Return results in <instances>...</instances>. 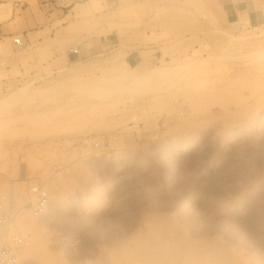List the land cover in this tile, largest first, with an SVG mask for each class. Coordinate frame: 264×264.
Segmentation results:
<instances>
[{
	"label": "rangeland",
	"instance_id": "374dc122",
	"mask_svg": "<svg viewBox=\"0 0 264 264\" xmlns=\"http://www.w3.org/2000/svg\"><path fill=\"white\" fill-rule=\"evenodd\" d=\"M101 1L98 15L84 2L65 28L87 25L77 60L66 61L56 37L60 55L29 63L31 38L19 50L13 36L0 41V194L21 204L30 184L47 191L40 217L22 213L41 226L42 263L111 264L101 249L128 245L122 264H165L163 233L151 228L172 221L186 236L181 249L197 242L198 264H216L208 252L221 241L235 264H264V27L234 22L230 0ZM150 44L158 61L126 63ZM26 52L20 71L12 59ZM55 68L63 72L52 80L16 79ZM31 90L41 93L19 100ZM101 133L108 140L96 149Z\"/></svg>",
	"mask_w": 264,
	"mask_h": 264
},
{
	"label": "crops",
	"instance_id": "0c3cea01",
	"mask_svg": "<svg viewBox=\"0 0 264 264\" xmlns=\"http://www.w3.org/2000/svg\"><path fill=\"white\" fill-rule=\"evenodd\" d=\"M105 1L109 6L112 0ZM84 2L94 9V11L91 10L94 15L99 14L100 11L95 9L101 8V0H12V4L9 1L0 2V41L20 34L25 39L26 46H28L30 43L29 38H31L38 49L37 51L32 50V59L28 60V63L31 61L37 62L47 53H53L54 56L60 55V52H58L60 44L67 47L65 50L66 61L75 60L74 55L68 52V48L82 44L86 48V41L79 40L81 37L89 35L87 32L82 31L87 28V25H77L76 31L73 33L66 32L65 28L68 26V22L74 18L71 11L72 7L75 3ZM226 4L228 8L225 10L234 22L246 24L253 28L264 27V0H230ZM101 11L104 12L106 9ZM85 18L89 22L92 20L91 16H83V19ZM55 37L60 44L51 42ZM90 37L93 40L96 38L94 34H91ZM98 45L101 48L102 42L100 41ZM150 50H152V53L143 57L142 52ZM27 54L28 52L22 53L12 59L17 63L20 71H23L21 60ZM127 54L125 60L130 67L145 66L158 61L161 57L155 44H150L142 49H131Z\"/></svg>",
	"mask_w": 264,
	"mask_h": 264
},
{
	"label": "bare ground",
	"instance_id": "6f19581e",
	"mask_svg": "<svg viewBox=\"0 0 264 264\" xmlns=\"http://www.w3.org/2000/svg\"><path fill=\"white\" fill-rule=\"evenodd\" d=\"M193 3H198V2H200V1H203V0H191ZM83 4H85V3H75V5L72 7V13H73V17H76V16H79L81 13H82V8H81V5H83ZM3 8V7H2ZM9 10V9H8ZM7 10V11H8ZM76 23V21L75 20H70V22H69V25H74ZM15 36H17V35H15ZM15 36H13V37H15ZM13 37H12V39H13ZM18 37H20V36H18ZM20 39L22 40V42L24 43V46L26 45V42H24L23 41V39L20 37ZM11 45H12V48L15 50V48H14V46H13V42H12V40H11ZM24 46H22L21 48H23ZM73 47V46H72ZM70 48V47H69ZM19 50V49H18ZM262 56H264V55H262ZM77 81V80H76ZM75 82V81H74ZM61 88V87H60ZM34 90V89H33ZM43 90H45L44 88H43ZM42 90V91H43ZM40 90H35V91H28V92H26L25 94H22V95H19L18 97H19V100L20 101H25V103L26 102H32L33 100H35L39 95H40ZM95 156H97V155H95ZM20 163H21V165L19 166V169H20V171H21V174L19 175V177L20 178H22L23 176H24V172H25V169H26V166H25V163L23 162V161H20ZM23 166V167H22ZM36 183V182H35ZM40 183V182H39ZM33 184V183H32ZM41 184V183H40ZM31 185V184H30ZM29 187V186H28ZM257 190V189H256ZM21 191V190H20ZM2 197H0V198H2L3 199V202L4 203H6L7 202V200L9 199V197H5V195H2V194H0ZM244 195V194H243ZM57 197V196H56ZM13 198H14V195H13ZM55 198V197H54ZM53 198V199H54ZM241 198V197H240ZM252 198V197H251ZM26 199V198H25ZM32 200L33 199V197L31 196V195H29L28 196V198H27V201H29V200ZM249 199V198H248ZM247 199V200H248ZM261 199V198H260ZM56 200H58V198L56 199ZM9 202L10 201H13V200H8ZM26 202V201H25ZM249 203V202H248ZM247 203V204H248ZM240 204V203H239ZM250 204V203H249ZM6 205H7V203H6ZM48 205H49V203H48ZM48 205H47V207H48ZM241 206V205H240ZM239 206V207H240ZM47 207H46V209H47ZM46 209H45V211H46ZM44 211V212H45ZM237 211V210H236ZM261 211V210H260ZM43 212V213H44ZM24 213V212H23ZM25 213H28V212H25ZM42 213V214H43ZM233 213V212H232ZM237 213H239V212H237ZM22 214V213H21ZM19 215V216H17V218H16V220H15V223H14V225H15V227L14 228H10V227H13L14 225H10V226H7V227H4V228H1L0 229V232H3V230L5 231V230H7V232H6V236H8V235H11V234H16V233H23V232H18L17 230H19V231H22V230H29V229H31V227L32 226H34V225H37L38 227H39V229H38V231H36V233L33 235V237H32V241H31V243L28 245V246H26V247H24L23 249H25L26 248V252H24V255L21 257V259H20V255H19V259H20V264H32V263H34V259L35 258H38V259H36L37 261H39L40 263H42V261H45L46 262V260H44V258H43V256H45L44 255V252H45V250H47V243H46V241H45V239H44V237L42 236V234H41V232H40V224H35L34 223V221H32L30 218H26L24 215L25 214H22V215ZM30 214V213H29ZM41 214V215H42ZM31 215V214H30ZM40 215V216H41ZM233 215H234V213H233ZM232 215V216H233ZM40 216H38V217H40ZM223 216V215H222ZM236 216V215H235ZM28 217V216H27ZM33 217V216H32ZM168 217V216H167ZM34 218H37V217H34ZM171 218V217H170ZM169 218V219H170ZM152 219V220H151ZM150 219V221L152 222L153 221V218H151ZM155 219V218H154ZM166 219V218H165ZM230 219V218H229ZM42 221V220H41ZM156 221V220H155ZM161 221H164V220H161ZM157 222V221H156ZM165 222V221H164ZM164 222H163V224H164ZM176 222V221H175ZM154 223V222H153ZM24 224V225H23ZM231 225V224H230ZM14 229H16L15 231H14ZM152 229V233L154 232V235H156L157 234V236L159 235H161L162 233H163V239H162V248H163V250H164V252H165V256L164 257H166V261H165V264H198V262L196 261V258H194L195 259V261L193 260V259H191V258H193V256L194 255H196V250H194V248H195V245L196 244H194V243H197L196 241H194V243L193 242H188L187 243V247L185 246L184 247V250H185V248H186V250L184 251L183 249H181L180 248V246H181V243L182 242H184V241H186V236L184 235V233L181 231V229H180V227H178V225H176L175 223H173L172 221H168V223L165 225V227L163 226V228L162 227H160V226H156V227H152L151 228ZM10 230V233L8 232ZM146 231V230H145ZM151 231V230H150ZM14 232V233H13ZM24 232H30V233H32L31 231H24ZM147 232V231H146ZM232 232V231H231ZM150 234V233H149ZM4 235V236H5ZM238 235V234H237ZM2 236V235H1ZM150 236V235H149ZM159 236H158V238H159ZM155 237V236H154ZM1 238V240H0V246L3 244V241H4V238H2V237H0ZM137 238V237H136ZM212 238V237H211ZM217 239V238H216ZM237 239V238H236ZM147 240V239H146ZM190 240V239H189ZM209 240V239H208ZM223 240V239H222ZM143 241V240H142ZM192 241V240H191ZM214 241V240H213ZM212 241V242H213ZM221 242H223V241H221ZM214 243L212 246H210L211 248H210V250H209V252L208 253H210L211 255H212V257H213V259L215 260V261H213V262H215L216 264H235L234 262H233V260H234V258H233V260H232V256L233 255H231V254H233V253H230V251H227V249H226V246L225 245H222V243ZM2 243V244H1ZM120 243H122L123 244V242H120ZM143 243V242H142ZM141 242L140 243H137V245H136V247H140V246H142V248H144V244H142ZM160 243V242H159ZM201 243V242H200ZM134 245V244H133ZM148 245V244H147ZM204 245H205V243H204ZM118 246V245H117ZM126 246H128V245H126ZM124 247V245L122 246V245H120V246H118V248H116L117 249V251H107V250H105V249H101L102 251H101V254H100V257H101V262L100 263H111V264H122L121 262H120V260H118V258L120 259L121 257L122 258H127L128 257V255L130 254V253H132L131 251H133V249L132 248H130V247ZM149 246V245H148ZM156 246V245H155ZM133 247H135V246H133ZM145 247H146V245H145ZM197 247V246H196ZM147 248V247H146ZM22 249V250H23ZM110 249H112V248H110ZM136 249V248H135ZM197 249V248H196ZM21 250V251H22ZM181 250H183L184 251V254H183V252L181 251ZM134 252V251H133ZM201 252V251H200ZM205 252V251H204ZM204 252L203 253H201V254H203V257H204V261H205V258H206V254H208L207 252H205L206 254H204ZM21 254V253H20ZM132 254H134V253H132ZM147 255V254H146ZM206 255V256H205ZM209 255V254H208ZM211 255H209L210 257H211ZM143 256V255H142ZM202 256V255H201ZM208 256V258H210ZM47 257V256H46ZM133 257H135V256H133ZM145 257V256H144ZM199 256H197V260L199 259L198 258ZM203 257H202V259H203ZM212 257H211V261L213 260L212 259ZM40 258H41V261H40ZM48 258V257H47ZM131 258V257H130ZM207 258V259H208ZM43 259V260H42ZM155 259V258H154ZM157 260V259H156ZM210 260H208L209 262H210ZM134 262H135V260H133ZM132 261V262H133ZM217 261V262H216ZM45 262H43L44 264H46ZM130 262V261H129ZM237 262H238V260H237ZM42 263V264H43ZM86 263V262H85ZM84 263V264H85ZM125 263V262H124ZM200 263H202V262H200ZM71 264V263H70ZM127 264V263H126ZM136 264V263H135ZM163 264V263H162ZM203 264V263H202ZM237 264V263H236ZM239 264V263H238Z\"/></svg>",
	"mask_w": 264,
	"mask_h": 264
},
{
	"label": "built area",
	"instance_id": "2783aa9c",
	"mask_svg": "<svg viewBox=\"0 0 264 264\" xmlns=\"http://www.w3.org/2000/svg\"><path fill=\"white\" fill-rule=\"evenodd\" d=\"M12 42L15 50L21 49V47L24 46V43L18 36L13 37ZM82 49H84V45H75L68 48V52L73 54L75 60H77L80 58L79 53ZM61 72H63V70L55 68L51 69V71L41 72L33 79L30 77L35 75L34 72L29 74L30 77H28V79L23 76H17L16 79L27 82L32 81L37 84L41 81L52 80L59 76ZM7 85L8 83H5L4 86ZM107 140L108 135L106 133H101L96 140L92 142V145L94 148L98 149L107 143ZM29 195L33 197L32 200L30 199L21 204H16L13 200L9 202L8 206L3 202V199L0 198V229L14 225L17 216L23 212H28L31 216L38 217L45 211L49 203V197L47 191L39 182L29 185L28 196ZM32 237L33 235L30 232L16 233L8 236L2 235L4 241L0 246V264H20L19 255L21 250L31 243Z\"/></svg>",
	"mask_w": 264,
	"mask_h": 264
}]
</instances>
